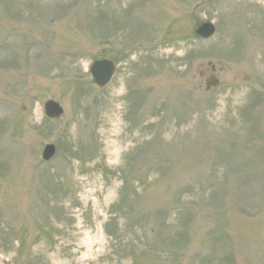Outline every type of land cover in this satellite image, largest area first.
Instances as JSON below:
<instances>
[{
    "label": "rangeland",
    "instance_id": "1",
    "mask_svg": "<svg viewBox=\"0 0 264 264\" xmlns=\"http://www.w3.org/2000/svg\"><path fill=\"white\" fill-rule=\"evenodd\" d=\"M0 264H264V0H0Z\"/></svg>",
    "mask_w": 264,
    "mask_h": 264
},
{
    "label": "water",
    "instance_id": "2",
    "mask_svg": "<svg viewBox=\"0 0 264 264\" xmlns=\"http://www.w3.org/2000/svg\"><path fill=\"white\" fill-rule=\"evenodd\" d=\"M196 34L202 38H210L214 34V28L211 24H204L196 30ZM91 76L99 88H104L111 80L114 74V67L108 61H99L90 67ZM218 81L211 75L205 81V90L208 91L211 86L216 87ZM45 114L49 118H57L62 114V109L53 101H47L44 105ZM54 155V147L49 145L43 150V159L49 160Z\"/></svg>",
    "mask_w": 264,
    "mask_h": 264
}]
</instances>
